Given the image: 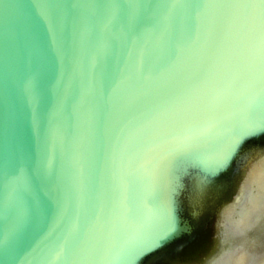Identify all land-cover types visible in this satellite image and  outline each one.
<instances>
[{
	"label": "water",
	"instance_id": "water-1",
	"mask_svg": "<svg viewBox=\"0 0 264 264\" xmlns=\"http://www.w3.org/2000/svg\"><path fill=\"white\" fill-rule=\"evenodd\" d=\"M69 2L77 0H0V231L15 228L17 218L29 210L24 192L13 191L11 168L21 169L31 184L32 207L40 200L51 205L43 228L10 251L9 264H61L49 258V250L94 207L107 204L117 178L126 172L121 139L125 125L131 127L152 109L179 106L212 87L235 44L231 32L217 34V10L208 9L200 35L175 66L147 81L130 73L105 97L98 74L93 85V64L111 56L113 41L120 55L128 54L124 29L106 30L95 9L84 8L75 18L76 34L69 42L64 25ZM139 43L156 51L151 34L142 35ZM201 73L204 79H197ZM69 106L72 131L66 135ZM255 115L264 119V110ZM234 123L226 113L217 125L203 152L206 164L227 143ZM203 172L195 168L190 180ZM33 176L36 183H31ZM263 180L264 136H258L245 143L227 168L212 173L199 195L183 200L181 228L161 247L139 260L131 258L132 248L160 226L149 206L135 225L109 238L104 253L91 252L87 261L66 264L264 263V204L248 212L251 225L241 226L255 196L264 198ZM241 254L246 255L243 262Z\"/></svg>",
	"mask_w": 264,
	"mask_h": 264
},
{
	"label": "snow or ice",
	"instance_id": "snow-or-ice-1",
	"mask_svg": "<svg viewBox=\"0 0 264 264\" xmlns=\"http://www.w3.org/2000/svg\"><path fill=\"white\" fill-rule=\"evenodd\" d=\"M65 8L69 42L76 34L75 18L84 8L95 9L106 30L124 29L128 54L120 55L113 41L111 56L93 64V85L98 74L105 97L130 73L147 81L175 66L200 35L208 9L217 10L213 18L217 34L227 30L235 38L225 70L212 87L187 97L179 106L152 109L145 119L134 118L131 127L125 125L121 139L127 154L126 172L117 178L107 204L94 207L88 218L68 228L49 250V258L61 264L87 261L91 252L104 253L109 238L135 225L142 209L150 206L160 226L132 248L131 258L139 260L180 230L179 213L185 198L199 195L211 174L227 168L248 140L264 136V119L255 115L264 110V0H77ZM144 34L156 38V51L139 43ZM204 77L201 73L197 79ZM65 113L66 135H71L73 106ZM226 113L235 120L231 136L215 152L212 163L206 164L204 149ZM98 118L103 119L102 112ZM197 167L204 172L190 180ZM9 174L16 180L13 191L24 192L29 210L17 218L15 228L0 231L4 264H9L14 247L24 245L32 232L43 228L51 211L45 200L32 207L31 184L21 169L13 167ZM50 175L54 178V172ZM36 182L33 176L31 183Z\"/></svg>",
	"mask_w": 264,
	"mask_h": 264
},
{
	"label": "bare ground",
	"instance_id": "bare-ground-1",
	"mask_svg": "<svg viewBox=\"0 0 264 264\" xmlns=\"http://www.w3.org/2000/svg\"><path fill=\"white\" fill-rule=\"evenodd\" d=\"M261 184H264V180L261 181ZM263 204H264L263 196L262 195L261 196H255V201L252 202V205L249 207V209L247 211L243 212L244 216H243V219L241 220V226L242 227L243 226H249V225L252 224V222H250L251 219H249L248 212H252V211L256 212V211H258L259 209L263 208ZM247 253L249 255L251 253V251H247ZM244 257H246V255L241 254L239 261L243 262ZM259 264H264V263L260 262Z\"/></svg>",
	"mask_w": 264,
	"mask_h": 264
}]
</instances>
